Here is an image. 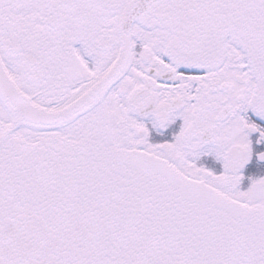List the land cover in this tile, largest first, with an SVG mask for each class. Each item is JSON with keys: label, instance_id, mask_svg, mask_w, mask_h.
I'll return each instance as SVG.
<instances>
[{"label": "snow or ice", "instance_id": "obj_1", "mask_svg": "<svg viewBox=\"0 0 264 264\" xmlns=\"http://www.w3.org/2000/svg\"><path fill=\"white\" fill-rule=\"evenodd\" d=\"M0 264H264V0H0Z\"/></svg>", "mask_w": 264, "mask_h": 264}]
</instances>
